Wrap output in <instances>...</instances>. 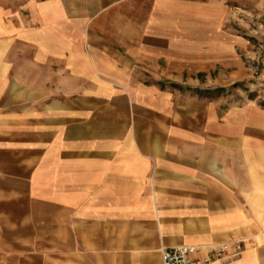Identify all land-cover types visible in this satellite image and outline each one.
I'll return each instance as SVG.
<instances>
[{
  "label": "crops",
  "instance_id": "0c3cea01",
  "mask_svg": "<svg viewBox=\"0 0 264 264\" xmlns=\"http://www.w3.org/2000/svg\"><path fill=\"white\" fill-rule=\"evenodd\" d=\"M257 1L39 0L37 26L22 15L18 28L0 11V49L23 51L21 93L55 98L37 126L54 136L37 153L28 137L26 151L9 140L0 152V264H162V246L194 245L202 258L221 244L225 257L205 264H264V128L239 137L238 117L208 121L198 107L212 138L141 136L190 127L183 84L236 63L239 12ZM10 65L0 57V93H14ZM47 66L59 68L48 91ZM77 126L86 137L69 136Z\"/></svg>",
  "mask_w": 264,
  "mask_h": 264
},
{
  "label": "rangeland",
  "instance_id": "374dc122",
  "mask_svg": "<svg viewBox=\"0 0 264 264\" xmlns=\"http://www.w3.org/2000/svg\"><path fill=\"white\" fill-rule=\"evenodd\" d=\"M38 2L39 0H0V11L11 9L14 12L13 21L15 26H21L22 15H25L26 18L29 17L31 27L33 25L37 26ZM236 27L238 33V48L235 51L237 54L236 63H233L232 60L231 65H226L223 59L222 65L211 69L205 75L199 73L193 78V81L183 84V87L189 90V93H185L187 96L184 100H189L191 105L190 127L184 130H143L141 136L149 133L165 136L169 133L173 137L212 138L214 136L213 125H207L205 129L203 122L205 121V113L206 119L209 121L208 116L209 114L213 116L214 111L217 119L220 118L223 123L235 122L238 117V126L241 127V130L237 132L239 137L247 131V124L248 127L252 128L253 134L260 131L262 127L264 128V0L255 2L254 9L251 12H239ZM1 48V59H6V63H11L8 67L1 66L3 67L1 70L4 71L5 75H8L6 79L12 85L14 93H0V152L9 149V146L6 147L9 140L13 142L15 153H20L22 148H24L23 151H26L27 147L25 145L23 147L21 144L22 139L28 137L30 140L29 153H37V139L42 137L49 139L54 136L52 134L53 130L46 129L39 132L37 129L39 121H44L48 125V122L53 118V114L48 107L53 106L55 103L54 94L29 93L28 101V93H21L22 77L25 76V68L22 66L24 55L21 46L15 42L12 49L6 50L5 45H2ZM222 54L225 57V55H229V52L223 50ZM231 55V57L234 56L233 50ZM34 69L36 70V67L31 66L29 70L31 91L38 88L37 74H35ZM58 69V66H47L46 74L40 73V78L46 79L47 91L52 90L54 87L56 82L54 73ZM0 74L2 75V72ZM10 77H12L11 80ZM170 86L175 89L178 88L176 83H172ZM39 95L43 96L39 98ZM56 97L60 96L57 95ZM67 99L69 98L62 96L56 101ZM198 107L204 109V115L195 112ZM75 116L78 121H81V118L92 116L95 125L96 121H100V118L103 117L101 114L86 115L81 113ZM77 127L78 129L72 128L69 130V136L86 137L87 129L82 126ZM102 132L101 129L96 127L93 129L94 136H100ZM104 132L108 131L104 130ZM230 132L231 130L228 129L220 130L222 136L225 137H229ZM89 134L88 128V136ZM258 170H262L261 166Z\"/></svg>",
  "mask_w": 264,
  "mask_h": 264
},
{
  "label": "built area",
  "instance_id": "2783aa9c",
  "mask_svg": "<svg viewBox=\"0 0 264 264\" xmlns=\"http://www.w3.org/2000/svg\"><path fill=\"white\" fill-rule=\"evenodd\" d=\"M197 250V247L194 245L162 246L160 248L162 264H205L223 259L226 254L227 245L221 244L210 247L208 253L202 258L194 257ZM236 250L238 252L235 256H238L241 251L239 244L236 245Z\"/></svg>",
  "mask_w": 264,
  "mask_h": 264
}]
</instances>
